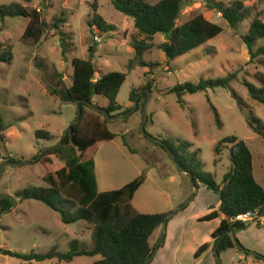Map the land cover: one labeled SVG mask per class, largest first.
<instances>
[{
	"label": "rangeland",
	"instance_id": "374dc122",
	"mask_svg": "<svg viewBox=\"0 0 264 264\" xmlns=\"http://www.w3.org/2000/svg\"><path fill=\"white\" fill-rule=\"evenodd\" d=\"M145 1L155 4L160 0ZM215 1L228 5L236 0ZM239 1L251 10L252 18L260 13L264 22V0ZM11 3L36 10L45 27L42 36L35 40L24 37L29 19L14 17L0 21V54L10 48L12 55L10 61H0V116L6 127L1 134L4 141L0 143V166L10 162L9 158L20 164L57 143L75 119V105L61 103L48 95L42 78L53 87H70L72 61L89 60L90 46L96 47L92 58L96 79L111 72L126 73L128 61L133 58L129 43L136 35L132 20L117 12L111 0H0V7ZM93 5L97 7V14L106 24L114 27V31L103 33L90 25L94 15ZM197 14L219 25L222 33L169 63L158 50L164 37L156 35L154 48L143 57L144 61L156 66L135 68L117 96L122 110L131 109V113L123 119L108 122L107 128L115 134L114 139L99 143L87 153L95 161L99 192L118 190L145 173L146 180L132 201L140 213L174 212L194 194L190 181L178 170L170 154L153 140L191 144L189 152L197 155L201 163L200 171L210 174L219 185L231 169V146L222 144L219 155H215L214 149L221 140L234 136L250 149L255 177L264 188V140L249 129L245 118L249 112L264 123V106L251 100L244 87V82L258 87L254 75L264 73L263 58L250 60L242 42L250 20L231 29L216 11L207 8V0H185L177 26ZM56 21H61L59 30L69 35L64 58L61 56L58 30L53 28ZM261 45V42L256 43L254 49ZM36 62L43 67H38ZM232 74L235 78L230 86L247 111L238 110L234 100L223 89L185 95L184 109L177 103L176 96L170 93L179 84H197L200 80ZM148 84L151 92L147 95ZM131 90L138 93L136 98L140 102L136 103V109L129 99ZM146 95L147 98H144ZM92 103L98 108L108 105L101 96H96ZM211 106L218 115V124ZM144 112L146 121L143 125ZM85 114L90 116L93 112L85 109ZM38 130L49 132L53 140L36 139L35 132ZM123 137L134 152L124 146ZM53 164L57 167L60 162L54 159ZM46 170L49 167L41 164L5 167L0 176V195L13 198L15 205L9 212L0 213V250L43 254L58 244L60 252H67L72 240L91 246V234L87 232L91 229L90 225L84 222L65 225L56 212L43 204L16 198V193L20 191L45 187L42 176ZM200 187L194 199L170 219L166 229L158 228L154 233L151 240L153 246L156 245L154 255L159 251L152 264H264L250 255L245 257L240 253L239 258L237 250L221 253L219 260L211 253L194 260L195 247L209 238L208 232L215 225L199 222L198 217L219 202L217 195L203 185ZM81 225H86L84 231H79ZM158 234L159 240L155 241ZM163 238L164 243L159 248ZM243 238L247 246L258 244L264 252V228L251 225ZM236 240L241 245L238 237ZM99 260L100 257L96 256L79 257L70 263L57 260L23 262L0 254V264H92Z\"/></svg>",
	"mask_w": 264,
	"mask_h": 264
},
{
	"label": "trees",
	"instance_id": "16d2710c",
	"mask_svg": "<svg viewBox=\"0 0 264 264\" xmlns=\"http://www.w3.org/2000/svg\"><path fill=\"white\" fill-rule=\"evenodd\" d=\"M185 0H160L155 4H149L145 0H111L113 8L124 17L131 19L136 35L131 37L129 49L133 58L128 61L126 73L111 72L95 78L96 70L92 63L95 48L89 47V60L73 59L72 61V84L70 87H53L42 78L48 95L55 97L61 103L74 104L79 101L80 117L67 128V133L61 144L48 151L40 150L31 159L21 161L20 164L33 167L41 164L49 167L42 176L45 187L23 190L16 193V198L25 201H36L50 210L56 212L65 225L84 222L91 226V246H85L84 242L73 240L69 243L66 253H61L57 245H53L46 253L20 254L1 249L0 254L23 262H45L57 260L58 262L70 263L79 257H96L100 260L92 264H145L154 252L155 246H151L150 240L154 232L168 223L169 213L144 214L138 212L132 204L136 192L144 184L145 173L123 186L118 190L99 192L96 179L95 161L88 151L101 142L113 140L115 134L107 128L108 121L100 112L92 110L87 103L93 104L96 96L105 98L108 105L104 109L110 117L123 115L131 109L122 110L117 103L118 93L126 81V78L135 68H152L153 65L144 61L146 53L154 48L153 39L156 35L164 37L163 43L158 50L164 55L169 63L177 57L186 55L208 43L222 33V28L212 21L197 14L185 23L177 26ZM93 19L90 23L97 31L108 33L114 31V27L106 24L102 17L97 14V7L93 5ZM207 8L220 14L221 18L231 29H236L242 22L250 20L247 33L242 37L250 60L263 58L264 65V22L260 19V13L252 18L251 10L244 6L242 1L236 0L226 5L215 0H207ZM22 17L30 20L24 33L25 38L38 40L44 33L45 24L41 21L36 10H29L17 3L0 7V21L6 18ZM53 28L59 37L61 56L66 54V41L69 35L59 30L58 24ZM262 45L254 49L255 44ZM10 48L8 52L0 54L1 62L11 60ZM37 66L42 68L40 63ZM235 75L223 78L200 80L197 84L184 83L173 87L170 93L177 98V103L184 109L183 97L208 90L223 89L234 100L240 111L246 110L242 100L231 88L230 83ZM254 79L258 87L244 82V87L249 98L264 106V73L257 72ZM147 95L151 92L147 85ZM137 92L131 90L130 101L134 102ZM147 95L144 98H147ZM140 101L138 100L137 103ZM85 109H90L93 115H86ZM218 124V115L211 106ZM247 111V110H246ZM102 118V119H101ZM249 129L264 140V123L252 113L245 116ZM6 130L0 116V143L4 141L2 133ZM38 140L51 142L52 135L44 130L35 132ZM123 144L130 152H134L123 137ZM230 145L231 169L227 172L218 185L210 174L200 171L201 163L195 153L189 152L192 146L187 142L162 141L158 146L178 166V170L199 188L203 185L219 198L217 210L210 208V212L199 219V222H211L220 217L218 228L212 233V243H203L195 251L193 258L198 260L210 248L218 255L230 250H237L249 256L250 253L239 243L237 247L233 241L231 232L234 234L246 230L250 224L233 222L239 214L255 212L264 217V188L254 176L253 155L244 141L231 136L221 140L215 147V155H219L220 146ZM60 162L54 166L53 160ZM10 162L17 163L9 158ZM1 171V166H0ZM193 195V193H192ZM12 203L8 200H0V213L9 212ZM157 244V243H156ZM163 242L160 244L162 245ZM256 260L258 257L253 256ZM261 261V260H260ZM219 264V263H217Z\"/></svg>",
	"mask_w": 264,
	"mask_h": 264
},
{
	"label": "water",
	"instance_id": "95a60500",
	"mask_svg": "<svg viewBox=\"0 0 264 264\" xmlns=\"http://www.w3.org/2000/svg\"><path fill=\"white\" fill-rule=\"evenodd\" d=\"M137 100H138V98H136L134 100L135 109H136ZM79 104H80L79 101H77V102L74 103L76 116H75L74 121L70 125H72L73 123H75L79 119V117H80ZM87 105H88V107L90 109L95 110L97 112H100L103 115V117L108 122L114 121V120L123 119V118L127 117L131 113V111H130V112H128L126 114H123V115H118V116L110 117V115L104 109L98 108V107H96L95 105H93L91 103H87ZM145 121H146V115H145V112H144L143 125H144ZM70 125L68 126V128L70 127ZM142 131H143V129H142ZM66 133H67V130L65 131V133L63 134V136L59 139V141L57 143H55V144H53V145H51V146H49L47 148H44L42 151H48V150H51L53 148L58 147L61 144L62 140L64 139ZM153 141L154 142H157V144H161L162 143V142H158L157 140H153ZM6 166L7 167H20L21 164H19V163H10V162L3 163L2 166H1L0 176L4 172ZM183 173L186 174V172H184V171H183ZM189 179H190V183H191V185H192V187L194 189V194L178 210H176L174 212H170L167 218H172L176 213L182 211L190 203V201H192L194 199V197L197 195L199 188L194 185V183L192 181V177L190 175H189ZM0 200H8V201H10L12 203V206L15 205V200L13 198L7 196V195H0ZM166 225H167L166 223L163 224V226H162L163 230L166 229ZM231 235H232V238H233V241H234L235 245L237 247H239V244H238V241L236 240L235 234L233 232H231ZM216 249H217V247H215V249H214V255H215L216 259L219 260V255H218ZM249 253L252 254L253 256L258 257L264 263V256L263 255H260V254L254 253V252H250V251H249ZM151 260H152V257L148 261H146L145 264H149Z\"/></svg>",
	"mask_w": 264,
	"mask_h": 264
},
{
	"label": "crops",
	"instance_id": "0c3cea01",
	"mask_svg": "<svg viewBox=\"0 0 264 264\" xmlns=\"http://www.w3.org/2000/svg\"><path fill=\"white\" fill-rule=\"evenodd\" d=\"M206 19V18H205ZM254 176H255V174H254ZM256 178V177H255ZM257 180V179H256ZM259 183V182H258ZM201 190V187L199 186V189H198V193H199V191ZM197 193V194H198ZM219 202H217L214 206H210L211 208H213L214 210H217L218 209V207H219V204H218ZM133 204V203H132ZM134 207V206H133ZM210 212V208H209V211H206L205 212V214H203V215H201L200 217H198V221H199V219L201 218V217H203V216H205L206 214H208ZM164 213H169V212H164ZM176 215V214H175ZM174 215V216H175ZM173 216V217H174ZM223 217H220V218H218V219H216V220H214V221H211V222H208V223H214L215 225L209 230V232H208V235H209V238L206 240V241H204V242H199V244H197V246L195 247V250H196V248H198L199 246H201L203 243H206V242H208V243H212L213 242V239L211 238V235H212V233L218 228V226H219V223H220V220L222 219ZM171 219V218H170ZM169 222H170V220H169ZM168 222V223H169ZM251 225H253V224H251ZM251 225L246 229V230H244V231H241V232H238V233H236L235 234V237H238L239 239H240V241H241V245H242V247L244 248V249H251L253 252H256V253H262L261 255H263V253L264 252H261V250L258 248L259 246H258V244H254L253 246H247L248 245V243L246 242V240L243 238L244 237V235H245V233L247 232V231H249L250 230V228H251ZM84 226H86V225H81V227H80V229H79V231H81V230H83V228H84ZM254 226H256V225H254ZM257 228H264V227H260V226H256ZM161 229L163 230V228L161 227ZM84 231V230H83ZM87 232H89L90 233V230H87ZM155 232H157V230L155 231ZM154 232V233H155ZM154 235V234H153ZM153 235H152V237H151V240H152V238H153ZM91 236V235H90ZM159 237H160V235L158 234V236L156 237V239H155V241H158L159 240ZM151 240H150V244H151V246H153V244L154 243H152L151 242ZM73 241V240H72ZM71 242V241H70ZM82 242V241H81ZM164 243V238L161 240V243ZM160 243V244H161ZM159 244V248L163 245H160ZM55 245H57L58 246V250H59V245L58 244H55ZM60 251V250H59ZM159 250H157V252H158ZM154 252H155V250H154ZM154 252H153V256H152V260L150 261V263L149 264H152V262H153V259H155V256H156V254H157V252H156V254L154 255ZM238 252V251H237ZM61 253H66V252H61ZM208 253H211V254H214V251L212 250V248H210L208 251H206L204 254H203V256L202 257H204L206 254H208ZM238 254H239V258H241V255H240V252H238ZM242 254V253H241ZM250 256H253L252 254H250ZM246 257V256H245Z\"/></svg>",
	"mask_w": 264,
	"mask_h": 264
},
{
	"label": "built area",
	"instance_id": "2783aa9c",
	"mask_svg": "<svg viewBox=\"0 0 264 264\" xmlns=\"http://www.w3.org/2000/svg\"><path fill=\"white\" fill-rule=\"evenodd\" d=\"M232 221L264 227V217L259 216L257 213L251 211L237 215Z\"/></svg>",
	"mask_w": 264,
	"mask_h": 264
}]
</instances>
